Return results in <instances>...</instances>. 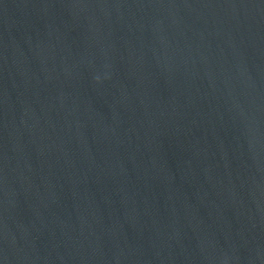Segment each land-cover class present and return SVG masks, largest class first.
Wrapping results in <instances>:
<instances>
[{
  "label": "water",
  "instance_id": "water-1",
  "mask_svg": "<svg viewBox=\"0 0 264 264\" xmlns=\"http://www.w3.org/2000/svg\"><path fill=\"white\" fill-rule=\"evenodd\" d=\"M0 264H264V0H0Z\"/></svg>",
  "mask_w": 264,
  "mask_h": 264
}]
</instances>
